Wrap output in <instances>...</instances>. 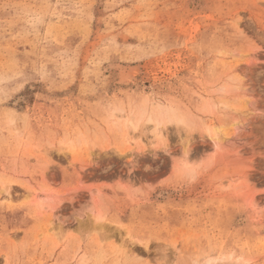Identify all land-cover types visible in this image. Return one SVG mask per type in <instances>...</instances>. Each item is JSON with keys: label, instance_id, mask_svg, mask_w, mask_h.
<instances>
[{"label": "rangeland", "instance_id": "1", "mask_svg": "<svg viewBox=\"0 0 264 264\" xmlns=\"http://www.w3.org/2000/svg\"><path fill=\"white\" fill-rule=\"evenodd\" d=\"M0 264H264V0H0Z\"/></svg>", "mask_w": 264, "mask_h": 264}, {"label": "bare ground", "instance_id": "2", "mask_svg": "<svg viewBox=\"0 0 264 264\" xmlns=\"http://www.w3.org/2000/svg\"><path fill=\"white\" fill-rule=\"evenodd\" d=\"M170 110V109H169ZM169 110L167 111V109H166V115H168V117H169V119H171V117L169 116V114H171L170 112H169ZM172 112V111H171ZM173 112H174V110H173ZM163 115H164V113H163ZM172 116V115H171ZM165 117V116H164ZM164 117H162L163 119H164ZM167 117V116H166ZM169 119H167V120H169ZM174 119V118H173ZM177 119H178V117H177ZM172 120V119H171ZM151 121V120H150ZM164 121V120H163ZM161 121V122H159V124L158 125H156L155 126V128H157L156 130L158 131V129H160L161 130V126L163 125L164 126V122L166 121ZM172 121H174V120H172ZM176 122H178L179 124H180V126H181V124L182 125H186V126H189V123H188V121H186L185 119H183V118H180L178 121H176ZM129 123H131V124H133L132 122H129ZM175 123V122H174ZM157 124V123H156ZM134 125V124H133ZM132 126V125H131ZM135 126V125H134ZM159 127V128H158ZM163 130V129H162ZM161 130V131H162ZM155 131V130H154ZM207 132L208 133H210L211 132V130L209 129V128H207ZM160 134H162V132H159L158 134L156 133V136H159V137H161L160 136ZM211 134V133H210Z\"/></svg>", "mask_w": 264, "mask_h": 264}]
</instances>
